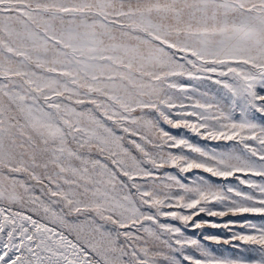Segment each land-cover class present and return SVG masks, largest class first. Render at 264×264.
Returning a JSON list of instances; mask_svg holds the SVG:
<instances>
[{
    "label": "snow or ice",
    "instance_id": "1",
    "mask_svg": "<svg viewBox=\"0 0 264 264\" xmlns=\"http://www.w3.org/2000/svg\"><path fill=\"white\" fill-rule=\"evenodd\" d=\"M0 264H264V0H0Z\"/></svg>",
    "mask_w": 264,
    "mask_h": 264
},
{
    "label": "rangeland",
    "instance_id": "2",
    "mask_svg": "<svg viewBox=\"0 0 264 264\" xmlns=\"http://www.w3.org/2000/svg\"><path fill=\"white\" fill-rule=\"evenodd\" d=\"M208 219H218V218H208ZM224 219H228L227 217ZM204 233H213V234H224L227 235L226 231L223 229H211V228H206L203 230ZM189 235H194L199 237L201 235V230H197L195 233L189 231L188 233ZM211 247H213L214 249H223V248H227L229 246L227 245H211Z\"/></svg>",
    "mask_w": 264,
    "mask_h": 264
}]
</instances>
